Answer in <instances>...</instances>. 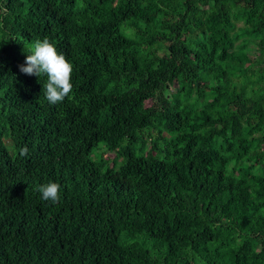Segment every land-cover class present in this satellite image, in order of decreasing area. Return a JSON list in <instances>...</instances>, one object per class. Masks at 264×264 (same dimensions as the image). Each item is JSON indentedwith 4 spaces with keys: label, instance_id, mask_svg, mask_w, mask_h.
<instances>
[{
    "label": "trees",
    "instance_id": "1",
    "mask_svg": "<svg viewBox=\"0 0 264 264\" xmlns=\"http://www.w3.org/2000/svg\"><path fill=\"white\" fill-rule=\"evenodd\" d=\"M263 84L264 0H0V264H264Z\"/></svg>",
    "mask_w": 264,
    "mask_h": 264
},
{
    "label": "clouds",
    "instance_id": "2",
    "mask_svg": "<svg viewBox=\"0 0 264 264\" xmlns=\"http://www.w3.org/2000/svg\"><path fill=\"white\" fill-rule=\"evenodd\" d=\"M23 64L19 66L20 72L40 77L47 76V82L43 85V92L51 104L62 102L72 91L71 76L73 66L66 56L58 52L56 46L48 38L37 39ZM28 152L25 146L21 150L22 155ZM60 184L48 182L39 187L42 199L53 204L60 200Z\"/></svg>",
    "mask_w": 264,
    "mask_h": 264
},
{
    "label": "rangeland",
    "instance_id": "3",
    "mask_svg": "<svg viewBox=\"0 0 264 264\" xmlns=\"http://www.w3.org/2000/svg\"><path fill=\"white\" fill-rule=\"evenodd\" d=\"M176 83H179V82L176 81ZM263 87H264V84H263ZM170 89H171V91H174L175 90V87H171ZM221 128H222V125L216 124V129H221ZM196 264H203L202 259L201 258H197Z\"/></svg>",
    "mask_w": 264,
    "mask_h": 264
}]
</instances>
